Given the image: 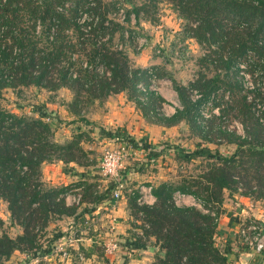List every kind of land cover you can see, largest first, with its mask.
<instances>
[{"label":"trees","instance_id":"16d2710c","mask_svg":"<svg viewBox=\"0 0 264 264\" xmlns=\"http://www.w3.org/2000/svg\"><path fill=\"white\" fill-rule=\"evenodd\" d=\"M64 1L7 0L0 8L2 33L11 39V44L0 51V63L6 65L10 57L7 49L12 44L20 49L18 63L14 67H6L12 74L10 81H0V89L28 84L38 85L48 91L68 88L71 97L67 111L80 116L94 100L100 102L111 92L124 90L142 113L148 111L162 123L169 125L183 119L206 141H209V135L214 141L224 136L232 137V140H227L235 148L228 155L220 154L217 149L212 150L200 142L190 151L180 148L173 152L175 158L185 163L201 159L202 168L197 175L178 174V180L165 179L152 185L150 193L153 201L150 205L136 204L137 190L126 194L132 217L139 212L142 215L141 222L147 223V228L142 230L145 238L151 237L155 247L152 264H230V240H224L220 247L213 241L216 220L221 211L219 205L224 191L229 194L238 192L264 201V123L254 119L255 125L245 123L243 133L233 135V132L230 134L212 127L208 119L205 126H201L194 122L193 117L197 115L198 105L212 94L213 105L218 106V111L220 108L222 113L221 104L217 101L228 91L220 93V96L216 92L230 89L229 83H224L222 77L231 66L237 70L241 65L250 75L254 71L264 75V0H143L139 4L128 3L127 18L131 13L136 20L141 18L153 23L158 19V3L168 2L182 20L183 34L204 48L205 51L198 55L199 61L206 62L209 59L215 64L212 66L222 72L220 76L216 73L210 77L197 71L186 84L169 77L181 107L167 117L155 109V102L161 98L155 91L147 89L149 81L145 69L131 66L122 46L116 48L115 43L110 44V35L119 23L115 19H107L101 12V0H92L93 6L86 5L88 0H71L65 12H57L55 8L64 4ZM84 7L97 14L98 20L88 34L82 36L74 19L78 10ZM36 19L43 25L45 39L48 26L51 21H55L52 40L46 39L50 45L48 50L29 44L31 42L27 35L34 34L32 30ZM70 25L76 31V42L67 37ZM118 34L122 35V31ZM104 35L106 39L96 43V37ZM86 43L90 44L87 60L72 57L76 44L82 49ZM99 65L102 69L97 73L95 70ZM151 73L155 77L162 74L167 76L163 67L151 69ZM138 83L144 86V92L136 87ZM222 84L225 86L222 87ZM197 88L201 95L196 102H192L189 90ZM142 96L144 100L139 99ZM254 96L258 97V94ZM245 98L241 99L238 110L247 105L249 108ZM33 110L35 116H23L0 108V200L5 203L11 221L21 229L12 237L8 236L2 229L3 220L0 218V264H7L14 251L24 254L30 251L36 257L45 254L48 248L39 251L37 247V231L45 228L53 216L59 218L75 214L73 205L64 204L62 193L78 183L44 186L39 178V165L51 161L62 165L69 161L79 166L89 165L88 151L82 146L87 131L79 130L62 142L55 141L48 122L50 117L41 106H34ZM80 119L77 120L81 124L89 125L83 116ZM98 134L127 140L119 131L110 132L99 128ZM128 142L132 143L130 140ZM139 147L147 150L144 144ZM147 152L146 160L154 157L158 151ZM92 186L89 184L84 190L94 195L93 202L105 199L106 195L95 194V189L91 190ZM112 187L113 183H109L106 192ZM174 194L191 196L199 207L175 204ZM59 236L61 233L53 234L49 240L52 242ZM123 245L131 250L145 246L139 238L124 241ZM233 245L236 246L234 241Z\"/></svg>","mask_w":264,"mask_h":264},{"label":"rangeland","instance_id":"374dc122","mask_svg":"<svg viewBox=\"0 0 264 264\" xmlns=\"http://www.w3.org/2000/svg\"><path fill=\"white\" fill-rule=\"evenodd\" d=\"M67 1L70 2L71 0H65L64 2ZM141 1L143 0H129L128 2H126L125 0H101V2L103 3L101 12L105 14L107 19L112 18L118 21L117 10L118 8H122V12L124 13V19L122 21H118V27H116V30L111 33L110 44L115 43L116 46L117 43H121V49L124 50V53L127 55L130 64H132V57L130 56V53L137 52V50L135 49V44L131 40L124 38L123 34L119 35L118 32L133 29L145 38H147L149 44L152 46V55L154 54L155 56H160L162 60L164 59L166 61V64H163V69L167 74V78L170 77L178 82H181L182 84H186L188 81L194 78V76L197 74V71H200L201 73H204L205 76L210 77L214 76V74L216 73L219 76L222 74L221 71L219 72L217 68H214L212 66L215 64L211 62V60L208 59L206 62L199 61L198 55H201V53L205 51L204 48L200 47L197 43L194 42L193 39H190L186 37L185 34H183L182 20L176 15V13H174L168 2L160 1L158 3V19L151 23V36L144 30L142 31L141 27H139V23L143 22L141 18L136 20V18H134L131 13L128 15L127 18V10L129 8L128 3L139 4ZM156 24L157 26H155ZM24 26H26V23L24 24ZM42 26L43 25L39 23V32L37 34L34 33L37 36L30 33V35H27V38L29 39V42H31L29 44L33 43L35 48L48 50L50 48V45L44 38V31ZM26 29L27 31L29 30L28 26H26ZM68 29V39L76 42V31L72 29L71 25ZM78 46L79 44H76L74 49L75 51L74 53H72V57H76L78 59L80 58L81 60H87L86 53L90 48V44H84V47H82V49L81 46ZM138 51H141V49ZM2 63L4 64V62ZM2 63H0V66L5 67ZM239 68L237 69V71L233 66H231L227 71H225L222 79L225 80L223 81L224 83L226 81L229 83L230 89H219L218 92H216L220 96V93L222 94L225 90L228 91L224 93L225 95L221 100L218 99L217 101V103L221 104L222 113L219 108V111L216 112V114L218 113V116L213 114V117H207L209 121L208 123H210L212 127L215 126L216 128H219L218 126L222 124L233 125L234 123H236L238 127L234 126V131H232L233 135H241L243 133V126L245 123H247L248 125H255V122L253 121L254 119L256 120V122L264 123V75L260 74V72L255 71L252 72V74L250 75L241 65ZM101 69L102 67H100L99 65L96 67L95 71L99 73ZM170 85H172L171 82ZM223 86L225 85L222 84V87ZM194 90L200 91L198 88ZM254 94H258V97L254 96ZM244 96H246L245 101L246 104H249V108L247 107V105L242 110H238L241 106V99ZM70 97L71 90L65 87H61L55 91L49 92L47 89L34 84L18 86L13 89L10 87H5L0 89V108L15 115L35 116L36 112L33 110V107H44V113H46L47 116L50 117V121L48 122L52 128V139L58 142H62L68 139L69 135L74 133H70L72 129L71 125L69 124L70 119H72L73 121L74 119L81 120L80 114L72 115L71 118L68 119L65 118L68 112L66 107ZM44 103H47L48 106ZM213 104L211 106L207 105L206 111H210L211 113V110L213 108L218 107ZM51 105H54V109L50 108ZM219 115H222L226 122L222 121L220 119L221 116ZM81 131H87V133L91 132L90 128L87 125H84V128ZM189 133L190 135L186 138L184 142L185 146L183 147V149L187 151H190L192 148H194V145L198 142H200V144L202 143L209 145L210 149L212 150L217 149L218 152L223 155H228L234 151L235 145L233 143H230L229 141L232 140V137L224 136L223 139H216V141H214L213 137L209 135V138H207L209 141H206L205 139L200 138L197 135V130H189ZM230 134L232 133L230 132ZM85 136L86 139L84 140V143L91 144L92 138H90L88 134H85ZM227 138L229 140H227ZM84 143L82 145L83 147ZM167 149L168 148L166 146L161 148L160 151L162 152L161 155L158 157V160L156 161L155 167H153V164H151V167H144L142 164L145 159H143V161H133L131 167L137 169L138 171L152 170L153 177H155V174H158L161 177L166 178V180H178L180 178L177 177L178 174L185 176H194L199 174L202 168L201 164L203 163L201 159L198 158L194 161H189L185 163L182 162L180 159L175 158L173 156V153L172 155L168 154L171 151L167 152ZM179 149L180 148L177 147V149H174L173 152H177L179 151ZM85 150L88 151L87 149ZM99 154V151H95L94 156L88 154V157L90 158L89 165H91L93 168V175L82 181L78 179V181L80 182H78L77 180H73V182L65 183L63 185L55 184L57 186H69V184L71 183H78L77 185L69 186V188L78 186L80 198L78 200V203L76 205H73L75 212L74 215L62 216L59 218L53 216V218L49 219L45 228L39 229L37 231L36 244L39 248V251L48 248V251L45 254H55L56 258L59 255L63 260L67 259L60 255V250L56 249L59 247L65 253L70 255L71 259L73 260L72 262L75 264H82V260L80 261L76 257V255H74V252L77 250L81 253V255L84 256V260L86 258H89V264H122V262L119 261V257L121 255L120 248L117 247L113 249V251L109 255L104 254L102 248V242L107 238H110L112 240L114 239L115 242H117L118 244L120 240H117V235L115 234L112 236L109 234H101L100 229L103 228H100L101 226L98 227V225L100 224V219H96V216L93 214H90V216L88 214L92 209L91 205L94 204V195H90V192L85 191L84 187L89 184H93L91 190H93L94 188L96 191L95 194L103 193L106 196L111 194V191L113 189L112 187L108 192H106L109 183L104 182V179L100 175H97L98 170L95 165L98 162ZM129 155L130 154L126 155L124 159L128 158ZM55 162L57 161L46 162L44 164H52ZM121 167L122 165L119 167V174L121 173ZM39 178H41V172ZM42 182L44 186L51 185L47 181ZM137 184L140 185L139 187H146L148 184H150V181L143 179ZM97 185H99L98 188L96 187ZM69 188L67 190H69ZM132 190H138V187ZM126 193L128 192L126 191ZM136 195H138V193ZM81 198L83 201L81 200ZM81 212L82 214H80ZM84 214L87 215V218H85ZM141 217L142 215L139 212L136 214L135 217H132V229L129 230V233L125 236L127 239H124L123 242L128 240L131 241L134 238L136 239L135 232L137 229L138 231L140 229L139 227L141 225ZM0 218L3 220L2 229L8 234V236L12 237L13 235L20 232V227L11 221L9 217V212L6 211L5 203L2 200H0ZM57 233H61V236L51 242V240H49L50 236ZM76 237H78L75 240L76 246H73L72 248L70 241ZM85 237H89L90 240H84ZM140 241H143L145 245L144 247H142V254L146 255L148 258V263L152 264L154 256L153 251L155 250V247L151 237L145 238L144 236L140 238ZM213 241L217 244L218 247L224 244L222 238L218 237L216 233L213 237ZM89 250L92 252L93 256L87 253ZM130 253L132 254V252ZM231 255H233L232 252ZM41 256L42 255H37L36 257V255L31 254L30 251H27L26 254L14 251L10 254V257L6 263L44 264L45 261L41 260ZM237 258L238 257L235 255L234 259L237 260ZM231 259L229 260V263L233 264ZM54 261L56 262L55 259ZM56 263H58V261Z\"/></svg>","mask_w":264,"mask_h":264},{"label":"crops","instance_id":"0c3cea01","mask_svg":"<svg viewBox=\"0 0 264 264\" xmlns=\"http://www.w3.org/2000/svg\"><path fill=\"white\" fill-rule=\"evenodd\" d=\"M155 26H157V24ZM139 27H141L142 31L144 30L151 36V23L143 21L139 23ZM130 56L132 57L131 66L141 69L150 68L152 70H157L161 69V67L164 68L163 64H166V61L164 59L162 60L160 56L152 55L151 45L141 49V51L137 50V52L130 53ZM154 81V91L161 98V100L155 102V108L162 116H170L176 108H180L177 94L173 90L172 85H170V80L165 74L155 77ZM44 104L48 106L47 103ZM50 108L54 109V105H51ZM72 115L73 114L68 110L65 118H71ZM81 116H83L88 122L89 125L87 126L91 131L88 132V135L92 138V143H84L85 149L89 151L87 156L88 154L94 156L95 151H99L100 153L104 148L112 147L119 142L125 143L127 141L126 143H128V140H130L132 145L136 147L134 148L135 150L130 153L128 158L122 160L120 174L124 183V189H122L119 197L112 201L110 194L107 195L102 201L92 204V209L88 214L89 216L90 214H93L96 216V219H100L98 227L101 226L100 228H103L100 229L101 234H109L112 236L115 234L117 235V240H120V242H118V248L124 252L123 253L120 250L121 255L119 261H121L122 264H149L147 256L142 254V248L133 249L136 251L135 252L131 249L125 250L123 245V240L127 239L125 236L133 226L132 215L130 214L127 205L126 191L128 189L132 190L137 187L139 188L140 185L137 183L141 182L143 179L150 181V184L147 186L151 187L158 181L165 180L166 178H163L158 174H155V177H153L152 170L138 171L131 167V165L133 161H143V159H145L142 164L144 167H151V164L155 167L156 161L162 152L160 151L161 148L166 146L168 148L166 151H171L168 154L172 155L174 150L172 146L183 148L185 146L184 142L186 138L190 135L189 130H193L183 119H179L176 122L167 125L162 123L160 119L155 118V115H151L148 111L142 113L135 102L128 98L127 93L124 90L111 92V94L107 95L100 102L94 100L91 106L82 112ZM69 124L72 128L70 133L79 130L81 131L84 128V125L76 119H74V121L70 119ZM99 128L110 132L119 131L123 134V138L125 137L127 140H117L112 136H100L98 134ZM141 144H144L148 151H158L157 154L152 158L148 157L146 160V154L149 152L142 148H138ZM207 146L210 147L209 145ZM87 160L90 161V158L88 157ZM95 167L97 168V164ZM39 169L41 172L40 179L42 181H47L51 185H63L65 183L73 182V180L78 181V179L82 181L93 175V168L91 165L79 166L72 161H69L66 165H62L60 162L52 164L41 163ZM97 173V175H100L99 170ZM103 181L105 182V180ZM193 202L194 199L188 195L176 200L175 204L195 206L193 205ZM219 210L221 211L216 220V235L221 237L223 241L230 240V253L228 254V260L232 258L231 261L233 264H264V253L252 254L245 251L240 252L235 249L233 245L237 226L245 216L252 215L255 218H264V202L254 199L249 195H241L238 192H232L229 194L227 191H224ZM85 218H87V215H85ZM77 238L78 237L73 238V241H70L72 248L73 246H76L75 240ZM84 240H90V238L85 237ZM130 252H132V254ZM231 252L233 255H231ZM234 254L238 257L237 260L234 259ZM89 255L93 256L91 251L89 252ZM54 259L56 262L58 261V263H56ZM41 260L45 261L44 264H75L72 262L73 260L71 257L63 260L59 255L56 258L55 254H43ZM82 264H89V258L82 260Z\"/></svg>","mask_w":264,"mask_h":264},{"label":"built area","instance_id":"2783aa9c","mask_svg":"<svg viewBox=\"0 0 264 264\" xmlns=\"http://www.w3.org/2000/svg\"><path fill=\"white\" fill-rule=\"evenodd\" d=\"M7 0H0V8L6 3ZM70 4L69 1L64 2L61 6H57L55 10L57 12H65L66 7ZM94 2L92 0H88L86 3L87 6H93ZM84 8H80L75 16L74 22L77 24L79 30L81 31V35L85 36L88 34L90 29L96 24L98 20L97 14L93 13L91 10H87ZM118 21H122L124 19V13L122 12V8H118ZM55 21H51V24L48 26V29L46 31V39L52 40V37L54 35V26ZM3 28L0 26V51L4 49L6 45L11 44V39L8 36H4L2 33ZM33 33L37 34L39 32V22L36 19L33 24ZM122 34L124 38H128L135 44V49L140 50L142 48H145L147 46H150L149 41L147 38L139 34L136 30H130V31H122ZM106 39V36L102 37H96V43H99L100 40L103 41ZM118 48H120L122 45L121 43H117L116 45ZM10 51V57L6 62L5 67L0 66V81L3 83L9 82L11 79L12 74L6 70L7 65L14 67L16 63L19 61V53L20 49L12 44L9 49ZM158 51V49H157ZM1 59V58H0ZM84 65V63H82ZM145 72L148 76L149 85L147 86V89L154 91L155 85L154 80L155 76L152 75L150 68H145ZM136 87L144 92L145 88L142 84L138 83ZM201 93L198 90L190 89L189 90V99L192 102H196L197 99L200 97ZM213 95H210L206 101H203L201 104L197 107V115L193 117L194 122L205 126V121L208 116H218V107L213 108L210 111H206L207 105L213 104ZM140 100H144V97H140ZM181 107V106H180ZM156 109V108H155ZM157 111V109H156ZM158 112V111H157ZM220 116V115H219ZM220 119L222 121L226 120L221 116ZM234 123V122H233ZM234 126L238 127L236 123L233 125H226L222 124L219 127L220 130L224 132H232L234 131ZM240 135V134H239ZM127 142V141H126ZM123 143L119 142L118 144L113 145L112 147H106L103 150L100 151L98 162H97V168L99 170L100 176L105 180L107 183H113V189L110 194V198L113 201L117 197H119V194L121 193L122 189H124V183L121 178V175L118 173L119 167L122 165V160H124L125 156L133 152L135 147H133L132 143ZM140 148V147H138ZM97 188L99 185L96 186ZM127 192L130 194L133 191L131 189H128ZM138 195L135 197V202L137 204L141 205H150L153 201V197L150 193V186L146 187H139L137 190ZM188 195H181V194H174L173 195V201L175 203L176 200L181 199L182 197H185ZM63 202L65 205H76L78 203V200L80 198V192L79 187H71L69 190L62 193ZM193 205L196 207H199L197 202H193ZM141 227H139L135 232L136 238H142L143 236V230L144 228H147V223L141 222ZM234 245L235 249H237L240 252H249L252 254H263L264 253V218H255L252 215L245 216L238 224L236 232H235V238H234ZM118 244L115 242V240L107 238L102 242V248L104 254H111L113 249L117 248ZM125 247V246H124ZM60 250V255L65 258H69L70 255L65 253L61 248H56ZM125 250L126 247H125ZM74 255L79 260H84V256L81 255L80 252L75 251Z\"/></svg>","mask_w":264,"mask_h":264}]
</instances>
